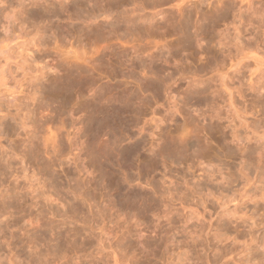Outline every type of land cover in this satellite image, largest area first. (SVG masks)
I'll use <instances>...</instances> for the list:
<instances>
[{
  "label": "clouds",
  "instance_id": "9594fccd",
  "mask_svg": "<svg viewBox=\"0 0 264 264\" xmlns=\"http://www.w3.org/2000/svg\"><path fill=\"white\" fill-rule=\"evenodd\" d=\"M0 264H264V0H0Z\"/></svg>",
  "mask_w": 264,
  "mask_h": 264
}]
</instances>
